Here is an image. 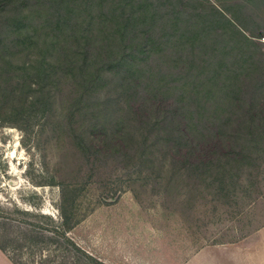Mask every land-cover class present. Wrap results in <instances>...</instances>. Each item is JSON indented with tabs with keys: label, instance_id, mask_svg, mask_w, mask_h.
Instances as JSON below:
<instances>
[{
	"label": "trees",
	"instance_id": "1",
	"mask_svg": "<svg viewBox=\"0 0 264 264\" xmlns=\"http://www.w3.org/2000/svg\"><path fill=\"white\" fill-rule=\"evenodd\" d=\"M28 1L50 24L19 38L18 25L9 29L21 20L0 19V126L29 131L43 117L40 132L67 135L84 162L112 161L154 190L182 175L214 199L248 193L244 180L254 185L264 163V63L250 69L247 54L237 56L239 69L229 66L236 56L216 10L210 17L192 0ZM13 2L0 0V13ZM26 40L34 46L22 49ZM16 49L36 59L5 60ZM71 192L60 184L59 232L69 242ZM43 239H51L43 228L0 218V250L13 264L45 249L34 245Z\"/></svg>",
	"mask_w": 264,
	"mask_h": 264
},
{
	"label": "rangeland",
	"instance_id": "2",
	"mask_svg": "<svg viewBox=\"0 0 264 264\" xmlns=\"http://www.w3.org/2000/svg\"><path fill=\"white\" fill-rule=\"evenodd\" d=\"M192 1L210 17L213 9L218 12L217 30L226 36L224 45L236 56L230 67L240 68L238 55L241 59L253 55L249 56L250 69L255 67L253 61L264 63V0ZM32 8L36 7L28 0H14L0 19H20L9 30L18 25L11 32L23 38L50 24ZM59 39L63 45L71 40ZM18 45L22 49L34 46L28 40ZM14 51L16 55L7 54L5 60L30 62L37 56ZM67 87L63 85V93ZM43 121L38 117L29 131L0 126V218L43 228L51 237L40 246L34 244L46 247L40 252L20 255L25 264H41L43 259H49L45 264H187L204 248L240 246L264 229V163L254 185L244 180L248 193L238 191L237 198L214 199L204 186L189 185L182 175L175 177L176 183L167 191L154 190L152 181L143 182L138 173H129L112 161L84 162L67 135L48 126L40 132ZM63 183L73 190L68 195V218L74 225L66 234L72 243L59 232L57 205ZM17 207L44 213L54 221L25 216ZM85 253L94 260L89 261ZM218 255H211L209 262ZM205 262L202 259L197 264Z\"/></svg>",
	"mask_w": 264,
	"mask_h": 264
},
{
	"label": "crops",
	"instance_id": "3",
	"mask_svg": "<svg viewBox=\"0 0 264 264\" xmlns=\"http://www.w3.org/2000/svg\"><path fill=\"white\" fill-rule=\"evenodd\" d=\"M219 252V258L209 262L211 255ZM207 259L205 264H264V229L259 231L249 242L236 247L218 246L204 248L187 264H197ZM0 264H12L8 257L0 250ZM201 264V263H199Z\"/></svg>",
	"mask_w": 264,
	"mask_h": 264
}]
</instances>
